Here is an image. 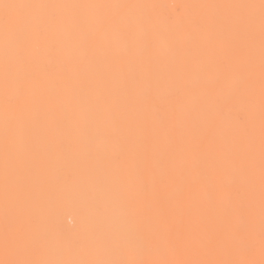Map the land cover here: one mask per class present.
Listing matches in <instances>:
<instances>
[{"label": "snow or ice", "instance_id": "snow-or-ice-1", "mask_svg": "<svg viewBox=\"0 0 264 264\" xmlns=\"http://www.w3.org/2000/svg\"><path fill=\"white\" fill-rule=\"evenodd\" d=\"M163 8L169 18L179 16L185 7L201 9H259V67H260V141H259V248L264 264V0L259 4H200V5H72V4H30L0 0V35L3 41V59L0 65L4 89V210L5 229L3 248L11 251H48L56 246L67 247L75 243L81 247L107 250L115 242L129 249H143L153 245H164L172 250L194 249L197 251H243L248 256L256 248V159L253 139L250 134L246 148L233 144L217 150L212 141L206 148L192 143L199 128V117L205 105L194 104L192 117L184 111L183 131L174 139L173 123L176 120L177 101L171 93L166 97L160 90L173 80L171 72L161 74L152 70L154 63L151 49L153 28L151 18L127 17L120 20L106 19L103 23L116 25L119 34L124 35L135 46L138 41L146 55L138 61L142 77L131 70L118 79L111 75L81 70L82 78L73 79L75 66L66 68L64 96L75 102L80 119L68 121L65 128L69 134L79 136L97 125L102 114L112 124L111 132L116 135L123 148L124 160L115 174L108 169L92 171L84 169L87 178L85 186L67 172L62 178L51 175L53 151L49 136L57 127L55 105L61 103L59 97L50 100L43 108L37 106L36 93L25 96L13 106L8 95L10 85L18 90L31 85L35 87L32 71L38 52L43 48L50 58L57 52V42L49 34V28L56 23L54 17L42 22L25 17V9L55 8ZM10 10L15 11V15ZM256 17L214 16L192 19L187 27L198 39L192 41L185 53L195 49L210 59L214 50L223 49L219 62L225 64L228 75L222 82L212 85L223 91L232 85V72L243 68L246 71L245 87H254L252 68L256 50ZM86 21H77L78 25ZM139 29V36L138 30ZM100 43L95 33L88 38V47L95 48ZM243 57V64L241 58ZM132 61H125L130 66ZM92 61H89L91 67ZM201 68L206 64L201 63ZM23 70L22 77H14L13 70ZM142 79L145 92L138 95L136 87ZM153 90L156 94L153 95ZM238 93L232 88L230 98ZM201 96H207L202 91ZM166 99L173 105L171 112L159 116L160 127H154L151 116L152 105L157 99ZM103 110V111H102ZM16 114V126L12 116ZM83 124V127H81ZM20 149L16 150V144ZM189 157L190 162H189ZM119 159V157H117ZM179 160L180 166L172 174H167L170 166ZM193 173V183L209 182L206 204H201L189 192L184 201L173 206L161 196L145 191L146 181H155V172L160 169V182L165 186L175 183L184 175V165H189ZM224 169L232 174L231 183H222L220 176ZM127 185V193L120 191L119 185ZM68 196L83 197L86 209L94 218L107 221L109 209L117 204L123 209L124 217L131 227L118 237L107 236L96 223H92L83 237L73 242L61 241L58 228L53 226L59 201ZM15 211V228L9 222V215ZM177 211L180 218L177 219ZM0 264H145L140 260L98 259H0ZM157 264H257L254 259L244 260H185L160 261Z\"/></svg>", "mask_w": 264, "mask_h": 264}, {"label": "bare ground", "instance_id": "bare-ground-1", "mask_svg": "<svg viewBox=\"0 0 264 264\" xmlns=\"http://www.w3.org/2000/svg\"><path fill=\"white\" fill-rule=\"evenodd\" d=\"M8 2L72 5L259 4V0H8ZM10 12L13 15L16 14L14 10H10ZM0 14H3L2 9H0ZM23 15L25 17L38 19L42 22L47 21L49 17L55 18L56 23L51 25V27L49 28V34L57 42V52L54 58H50L43 48H41V50L38 52L36 56V62L32 68V71L35 75L34 88L29 85V87H26L24 90H18L15 84L10 85L8 89V95L11 97V102L13 106L20 103L25 96H31L33 91H35V98L38 107H45L50 100H55L57 97H59L60 101H62V104L57 103L54 108L56 113L57 125L64 126L65 123L68 121L79 120L80 113L75 107V102L64 96L66 78L63 73L65 69L75 66V71L72 73L74 81L82 78L81 70H87L88 75L90 77L93 72H100L111 75L114 79H118L121 74V68H123V71L125 73L131 70L135 72L138 77H142V68L138 61H140L146 55V53L141 47L139 41L135 46L131 45L124 35L118 33L116 25L108 26L105 25L103 22L108 18H112L114 20H120L127 17H137L139 19H143L146 17L151 18L152 28L154 32L151 49V55L154 61L152 65V70L155 72H160L161 74H167L169 72L173 74V80L168 84L167 87L162 88L160 90V95L166 97L169 93H171L174 101H177V103L174 105L176 107V120L173 122L175 124L174 139L178 138L179 134L183 131V125L185 122L184 111H188L192 117L196 116L195 111H193L194 104L205 105V110L199 117V128L196 132V135L194 138H189L192 143L199 145L201 149L206 148L208 146L209 141L213 142L217 150L226 148L233 144H239L242 148H246L249 141V136L251 134L256 159V198L259 197V141L261 110L258 8L201 9L194 7H185L182 9V12L179 16H173L172 18H169L168 12L165 9L159 7L136 9L89 7L25 9L23 10ZM247 15H254L257 21L255 28V60L252 68L254 87L251 89V91H249L245 87V79L247 73L243 70V68H241L240 70H234L232 72L231 87H227L223 91H220L217 88H213L212 85L216 84L217 82H222L225 79V76L228 75L225 69V64L227 63V61H224L223 63L219 62V58L223 56V49L217 47L214 50L211 59L206 55H201L195 49H193V51L190 53H185L184 50L191 45L192 41L198 39V37L194 36L191 30L187 27V22L192 19H200L203 17H241ZM77 21H86V23L83 25H78ZM137 31L139 36V29ZM93 33H95L100 40V43L94 49L88 47V38ZM2 59L3 41L2 35H0V65H2ZM90 60L92 61L91 67H89ZM125 61H132V63L130 66H128L124 64ZM243 62L244 60L242 57L241 63L243 64ZM201 63L206 64V66L204 68H201ZM13 75L14 77H22L23 70L19 67H15L13 70ZM232 88H237L238 93L235 97L230 98ZM202 91L207 92V96H201L200 93ZM136 92L138 95H142L145 92V86L143 84L142 79L137 84ZM155 94L156 92L155 90H153V95ZM3 96L4 89L2 84V71H0V128L1 126H4ZM172 108L173 105H170L166 99L158 98L156 100V102L152 105L151 108V116L154 127L159 129V116L163 115L165 112H171ZM12 124L15 128V113H13L12 116ZM61 126H58V128L62 129ZM81 126H83V124H81ZM93 126L97 127V125ZM98 127H102V129L98 131H90L88 129L87 133H85L87 135V138H92V140H104V138L108 140L113 139L114 134L111 136L107 135V133L111 132V130H108L107 128H112V124L107 119L106 114H102L100 116ZM61 129L59 130V135H66V138H70V142L76 139L74 137V133L70 135L66 128L65 130L67 132ZM85 134H81L82 136L80 137H86ZM1 135H4V131L3 134H0V137ZM63 136H61L62 139ZM71 136H73V140L71 139ZM54 137L56 138V136H53V139H55ZM3 138L4 137H2V139ZM56 139L55 141L58 140ZM81 140L82 144L81 142L77 144H81L85 147V145L87 144L86 141L84 145L83 139ZM49 142H51V140ZM63 142L64 140L62 141V143ZM66 142H64V146ZM92 142L91 145H87L89 147H92V144H94ZM57 143L59 144V142ZM73 144L75 146L76 143ZM87 145L86 148L83 147V149L76 147L77 149H79L76 151H73L74 149L68 150L70 149L69 147L67 149L68 151L65 147L53 150L51 153V175L54 177L58 176L62 178L65 173L71 172L75 179L80 180L85 186H87V178L82 176L84 169H91L92 171L111 169V167L116 162L117 149L116 151H114V148L112 151L111 149L113 147H110L111 153H114V155H110V153H108L109 155H105L110 150H105L106 153L104 152L105 154H102V152H99L100 150L97 151V149L95 148H87ZM0 146L2 147V145ZM63 148L65 149V151L62 150ZM2 151H0V153ZM3 153L0 155H3ZM88 156L90 158H94L95 160L91 163H88V161H86V159H88ZM84 157H86V159ZM1 159L2 158H0V160ZM83 159L86 161V163ZM190 159L191 158L189 157V162ZM179 166L180 162L179 160H177L174 165L170 166V168L166 170L167 174H172L174 169ZM109 171L112 172V170ZM113 173L115 174V172ZM192 175L193 173L190 169V164L184 165L183 177L181 179H178L175 183L165 186V184H162L160 182L161 171L160 169H157L155 172V181H149L150 185L148 182V185L150 186L148 188L152 190L150 191L151 193L153 192L151 196H161L167 201H169L173 206H175L177 201H184L186 199L190 187L192 193L195 194L198 201L201 204H206L209 192V182L198 181L193 183ZM2 177L3 178H1V180L3 179V184L4 176ZM229 177H232L231 172L227 169H224L220 176V179L227 178V183H229L230 179L233 178ZM221 181H225V179ZM121 185L119 186V189L123 192L121 187L125 185V183L122 186ZM74 200L79 201L78 205L82 206L81 208H83V211L80 212V208L78 210L77 207L74 206L76 203H73ZM79 215L83 216L82 218H84L81 221L85 220L86 222V229L84 227L85 230H87L92 223H96L98 227L101 228L103 232L109 237H118L120 233L128 231L131 227L129 220L124 217L123 209L120 207L119 204L109 209V219L107 221H104L99 218L92 217L86 209L84 198L78 196H68L59 201L57 205V213L53 223L55 224L56 228L60 227V229L67 230L66 232H70L71 234L76 229V227L80 225V222L78 225L77 222H74L75 225H69L66 221V218L75 217L74 219H76L77 216L78 219ZM11 217H9L10 220L13 219ZM176 218H180L179 211H177ZM56 224L59 227H57ZM77 228L80 229L79 227ZM258 232L259 221L256 223L257 235ZM66 238L67 237L63 238L64 241ZM69 238L71 239L72 237H68L66 241L70 242L71 240H74V237L71 240H69ZM63 239H61V241H63ZM56 248H53L48 251H40L42 254H44L43 259H58V255L60 254L57 255V252L59 251H56ZM93 249H95L96 251L93 250L94 252H91V256L88 258L86 257L87 259H120V256L125 258V260L144 261L145 264H157V262L160 261H185L196 259L233 260L234 253L239 252L244 254L243 251L204 252L197 251L191 248L172 250L171 248H168L164 245H153L150 248L145 247L143 249L132 250L129 249L127 246H124L123 244L117 245L115 242L107 250L98 248ZM58 250H60V248ZM62 250L63 249L61 248V252ZM66 250H68L67 247ZM78 251L80 252L79 249H77V252ZM52 253H55L57 256L55 254L54 256ZM42 254H39V257L42 256ZM70 255L72 256L71 253ZM60 256H62V254ZM40 259H42V257ZM59 259H61V257ZM68 259H71V257H69ZM74 259L77 258L74 257Z\"/></svg>", "mask_w": 264, "mask_h": 264}, {"label": "rangeland", "instance_id": "rangeland-1", "mask_svg": "<svg viewBox=\"0 0 264 264\" xmlns=\"http://www.w3.org/2000/svg\"><path fill=\"white\" fill-rule=\"evenodd\" d=\"M58 126L60 127L61 125H57V128L55 129L56 131H54L53 133H55V134H51L50 136H49V141L51 140V145H52V149L53 150H55V149H61L62 147H65L66 148V150L68 149V147L70 148V149H68V150H73V151H76V150H79V149H77V148H80V149H83V147L84 146H82L81 144H82V140L81 139H83V142H84V145H85V141H86V143L88 144V145H91V142L92 143H94V144H92V147L90 146H88L87 144V148H91V149H93V148H95V149H97V151H99V152H102V154H105L106 153V151L107 150H110V147H113L111 150L113 151V149L115 148V150L114 151H116V149H117V157H119V159H117V157H116V162H115V164L111 167V169H109V170H112V172H116L117 171V169H119V167H120V165H121V163L123 162V160H124V153H123V148H122V144H121V142H120V140H119V138H117V136L116 135H114L113 136V139H106V138H104V140L102 139V140H99V139H95V140H92V138H87V135L85 134V136L86 137H84V138H82V137H80V136H82V135H80L79 136V139L81 140H79V142H81V144H77V142H74V141H76V139L75 140H73L74 138H73V136H71V139L73 140V141H71L70 142V138H66V135H59V133H60V129L58 128ZM62 127V129L64 130V131H66L65 130V126H61ZM64 127V128H63ZM81 127H83V126H81ZM97 127L96 126H92V127H90L89 128V130L91 131V130H97L96 129ZM61 129V130H62ZM100 129H102V127H99V130ZM108 130H111L112 128L110 127V128H107ZM3 131H4V126H1V128H0V134H3ZM62 132V131H61ZM67 132V131H66ZM69 132V131H68ZM83 134V135H84ZM56 136V138L58 139H56L55 137V139L57 140V141H55V139H53V136ZM61 136H63V139H62V137ZM2 137H4V135H1V137H0V145H2V147L0 146V148H4V141H3V139H2ZM59 137V138H58ZM64 137H65V139H64ZM74 137H75V135H74ZM86 138V139H85ZM85 139V140H84ZM64 140V142H66V140H67V142L65 143V146H64V142L62 143V141ZM115 140H116V142H115ZM57 142H59V144L57 143ZM76 143L75 144V146H74V144L73 143ZM78 142V143H79ZM89 142H90V144H89ZM97 143V144H96ZM118 143H119V145H118ZM19 144V143H18ZM18 144H16V150H19L20 149V144L18 145ZM60 144H61V147H60ZM71 144H73V145H71ZM96 144V145H95ZM115 144V145H114ZM80 147H79V146ZM86 145H85V147L84 148H86ZM110 145V146H109ZM112 145V146H111ZM19 146V147H18ZM94 146H96V147H94ZM119 146V147H118ZM71 147H72V149H71ZM73 147H75V148H73ZM77 147V148H76ZM109 147V148H108ZM118 148H119V150H120V153H119V150H118ZM3 150V151H2ZM62 150H64L65 151V149L63 148ZM67 150V151H68ZM102 150V151H101ZM104 150V151H103ZM106 150V151H105ZM111 150L110 151H108L105 155H107L108 153H110V155H114V153L112 154L111 153ZM0 151H2L0 154H2L3 152H4V149H0ZM105 152V153H104ZM3 155H4V153H3ZM3 155H0V158H2L1 160H0V180H1V178H3L2 176H4V168H3V165H4V156ZM109 155V154H108ZM121 156V157H120ZM85 159H86V157H84ZM88 159H86V161H88V163L90 162H93L95 159L94 158H90L89 156L87 157ZM84 160V159H83ZM82 160V161H83ZM119 160V161H118ZM1 161H2V163H1ZM85 161V160H84ZM86 161H85V163H86ZM118 164V165H117ZM115 167V168H114ZM3 169V170H2ZM116 169V170H115ZM229 178H232V177H229ZM229 178H228V180H229ZM225 179V181H221V180H224ZM224 179H220V181L223 183V182H225V184H227V178H224ZM233 179V178H232ZM232 179H230V182H231V180ZM2 181H3V179L0 181V205H4V182H3V184H2ZM148 182L149 181H147L146 182V184H147V187H146V189H145V191L149 194L150 193V195L149 196H151V194L153 193H151L150 191H152L150 188H148V187H150L149 185H150V182H149V185H148ZM229 182V183H230ZM122 185L124 184V183H121ZM120 184V185H121ZM119 185V186H120ZM121 185V186H122ZM124 187H126V188H124ZM186 187H187V185H186ZM122 190H123V192H125V193H127V185L125 184V185H123L122 187ZM257 193V192H256ZM76 200V199H75ZM73 201V203H75V205L74 206H76L77 207V209L79 210V208H80V212L81 211H83V208H81L82 206L80 205H78V200L77 201ZM256 211H257V215H256V220H257V222L259 221V197L258 198H256ZM0 208H1V210H0V259H16V258H26V259H40L41 257H42V259H43V255L44 254H42L40 251H28V252H24V251H11V252H9V253H5V251H4V248H3V237H4V229H5V210H4V206H0ZM13 214V215H12ZM12 214L10 213V215H9V217H11V218H15L14 220L13 219H9V222H10V224L12 225V227L13 228H15V226H16V214H15V211H14V213L12 212ZM82 214V213H81ZM83 215V214H82ZM83 216H81V215H79V218L77 219V216H76V219H74V218H69V217H67L66 218V221H67V223L69 224V225H75L74 224V222H77V225L79 224V222H80V225L79 226H77V227H79L80 229H78L77 227H76V231L74 230L72 233H73V235H72V233L70 234V232L69 233H67L66 231L67 230H64V229H60V227L56 224V226L57 227H59L58 229H59V232L57 233V235H58V237L60 238V240L61 239H63L64 237H74L73 239V241H75V240H77L78 238H80V237H83V235L85 234V232H86V222H85V220H83V221H81L82 219H84V218H82ZM73 219H74V221H73ZM13 224H12V223ZM83 222V223H82ZM14 225V226H13ZM53 225H54V227H55V224L53 223ZM84 227H85V229H84ZM56 228V227H55ZM83 228V229H82ZM78 231V232H77ZM82 232V233H81ZM61 233V234H60ZM77 233V234H76ZM259 233V232H258ZM76 234V235H75ZM76 236V237H75ZM78 236V237H77ZM67 238L65 239V240H67ZM71 238V239H72ZM70 238H69V240H71ZM63 241H64V239H63ZM72 240L70 241V242H73ZM57 247V248H56ZM55 248H56V251H59V252H57V255L58 254H62V256H60V255H58V259L61 257V259L63 258H65V259H68L69 257H71V259L73 258L74 259V257L75 258H80V259H87L88 257H90L91 256V252H94L93 250H95V249H93V247H81V246H79V245H77V244H71L70 246H67V249L69 250H66V247L64 248V247H61V246H56ZM60 248V250H58ZM61 248L63 249L62 250V252H61ZM90 248V249H89ZM73 249V250H72ZM75 249H76V251H75ZM77 249H79L80 250V252L78 251L77 252ZM66 250V251H65ZM64 251V252H63ZM71 251V252H70ZM75 251V252H74ZM89 251V252H88ZM96 251V250H95ZM55 252V251H54ZM61 252V253H60ZM68 253V254H67ZM70 253L72 254V256L70 255ZM77 256H75L74 254ZM90 253V254H89ZM96 253V252H95ZM39 254H42V256H40L39 257ZM53 254V253H52ZM55 254V253H54ZM53 254V255H54ZM94 254V253H93ZM241 254V255H240ZM56 255V254H55ZM54 255V256H55ZM56 255V256H57ZM65 255H67V256H65ZM95 255V254H94ZM235 255V256H234ZM239 255V256H238ZM242 255H245V256H242ZM38 258H37V257ZM241 256V257H240ZM87 257V258H86ZM92 257H93V255H92ZM56 258V257H55ZM119 258L120 259H124L125 260V258H123V257H120L119 256ZM243 260V259H254L256 262H257V264H259V261L261 260V253H260V248H259V236L256 234V248H255V253H254V255H252V256H248L247 254H243V253H234L233 254V260ZM112 259V258H111Z\"/></svg>", "mask_w": 264, "mask_h": 264}]
</instances>
